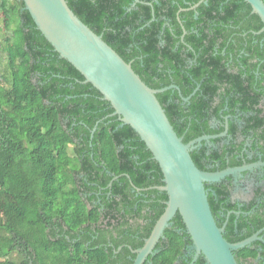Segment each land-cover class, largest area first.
<instances>
[{
  "label": "trees",
  "instance_id": "obj_1",
  "mask_svg": "<svg viewBox=\"0 0 264 264\" xmlns=\"http://www.w3.org/2000/svg\"><path fill=\"white\" fill-rule=\"evenodd\" d=\"M200 1L141 0L131 8L134 0H67L149 86L179 87L157 97L184 142L223 132L225 126L213 127L214 118L224 123L225 116H238L241 123L229 120L231 143L217 137L212 140L217 147L203 141L191 151L200 169L241 166L236 154L245 141H237L239 135L250 137L249 150L259 146L264 160V31L256 34L264 23L246 0ZM0 13V264H75V249L52 241L45 224L50 213H70L64 208L73 196L61 191L78 187L69 144L79 155V223L90 219L87 204L95 198L83 199L80 192L151 188L147 192L160 200L147 203L154 211L147 219L150 231L169 198L158 189L164 175L152 152L112 115L103 94L60 57L24 0H0ZM232 180L227 176L206 188L225 238L239 242L264 228V190H255L240 215L228 216L237 205L231 200ZM117 223H128L125 215ZM172 223L153 264L193 259L183 256L193 241L179 212ZM234 254L239 264H264L261 241ZM195 264H207L203 254Z\"/></svg>",
  "mask_w": 264,
  "mask_h": 264
},
{
  "label": "water",
  "instance_id": "obj_2",
  "mask_svg": "<svg viewBox=\"0 0 264 264\" xmlns=\"http://www.w3.org/2000/svg\"><path fill=\"white\" fill-rule=\"evenodd\" d=\"M264 23V0H246ZM37 28L52 44L61 58L68 60L108 100L114 108L112 115H119L124 124L130 125L152 152L163 172L164 185L158 189L166 191L168 200L151 235L142 248L137 250L134 264H143L163 236L165 228L179 212L184 220L193 244L191 249L197 257L203 254L207 264H239L234 251L256 240L264 231L239 241L230 242L225 236V227H220L211 209L206 183L222 180L229 175H238L264 162L229 167L218 171L200 169L191 151L203 141L224 135H203L189 142L174 129L157 94L175 84L163 88H152L134 70L101 34H97L71 9L67 0H24ZM140 0H135V7ZM199 3L191 6L196 9ZM263 28L257 32L261 33ZM189 100V97H183ZM117 178V177H115ZM195 259V260H196Z\"/></svg>",
  "mask_w": 264,
  "mask_h": 264
},
{
  "label": "flooded vegetation",
  "instance_id": "obj_3",
  "mask_svg": "<svg viewBox=\"0 0 264 264\" xmlns=\"http://www.w3.org/2000/svg\"><path fill=\"white\" fill-rule=\"evenodd\" d=\"M202 1L206 0H201L200 2ZM133 4L134 2L132 5ZM148 4L152 3L148 2ZM182 9L180 11H182ZM186 33L187 31L185 30L184 35ZM182 40L184 41V36L182 37ZM224 118V123L215 118L211 123L213 127H218L220 125L225 126V130L219 133H225L220 136L223 138L221 144H229L233 140V136L229 134V120L232 119L238 123L241 122L238 120L239 118L237 115L229 114ZM212 140L207 141L208 147H217L218 145ZM243 140L245 141V147L243 151L236 154L237 158L243 161L241 166L260 161L264 162L260 147L257 146L256 148L249 150V147H251V138H244L239 135L237 141ZM69 152L72 154V171L76 176V179H78V187L61 191L73 196L71 197L73 202L66 205L64 208L70 213L49 214L48 223H45L48 237L52 241L59 242L61 245L66 242L69 243L71 245L70 248L77 251H73V253H75L73 256H77L75 264H77V260L79 262L78 264H83L84 261L91 259L97 262V264H134L135 259L137 258V250L144 246L146 239L151 235L156 225L155 223L152 226V229L150 231L148 230L149 223H147V219H149L154 211L147 205V203L160 200L158 194L147 192L150 191L151 188H137L131 189L130 191L121 190L120 192H115L113 189L101 188L95 189L89 193L80 192L83 199H87L92 195H94L95 198L93 203L87 204V207L92 211L90 213V219L84 223H79V155H77L75 145L73 144H69ZM255 157H257L256 160H254ZM229 176H233L232 183L234 184L231 192V200L237 205L235 209L236 211L231 210L228 216L232 212H236L237 215H240L245 203L255 196V190L259 187H262L264 190V165L241 172L237 176ZM247 179L256 181V184L253 187L251 197L246 201H241L235 197L234 190L240 181H246ZM105 202L115 203L112 205ZM139 206H141V208H139ZM114 210L116 211L115 213L113 212ZM124 215L125 220H127L128 223H117L122 217L124 218ZM222 215H224V213H222ZM173 225L174 223H170L165 228V231L168 227H173ZM165 231L163 236L157 242L153 252L148 255L143 264H153L152 258L167 240ZM259 236L261 239L256 241H261L264 244V231L261 232ZM83 244L86 246L85 250L82 248ZM191 245L192 244L187 245L183 256L186 259L192 257L193 259L190 264H195L201 254L196 259V251L191 249ZM257 248L262 252V245L258 244ZM260 257L262 256L259 255L258 259ZM255 262H258V260Z\"/></svg>",
  "mask_w": 264,
  "mask_h": 264
},
{
  "label": "rangeland",
  "instance_id": "obj_4",
  "mask_svg": "<svg viewBox=\"0 0 264 264\" xmlns=\"http://www.w3.org/2000/svg\"><path fill=\"white\" fill-rule=\"evenodd\" d=\"M1 13H0V26H1ZM256 181L247 179L246 181H240L234 190L235 197L241 201H246L251 197L253 187Z\"/></svg>",
  "mask_w": 264,
  "mask_h": 264
}]
</instances>
